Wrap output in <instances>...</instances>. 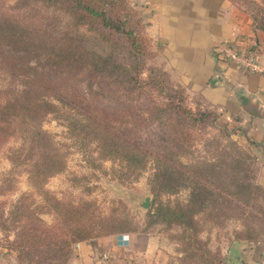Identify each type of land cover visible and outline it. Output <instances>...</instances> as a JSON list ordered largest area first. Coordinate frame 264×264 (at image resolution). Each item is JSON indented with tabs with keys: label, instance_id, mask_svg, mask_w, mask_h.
Returning <instances> with one entry per match:
<instances>
[{
	"label": "trees",
	"instance_id": "1",
	"mask_svg": "<svg viewBox=\"0 0 264 264\" xmlns=\"http://www.w3.org/2000/svg\"><path fill=\"white\" fill-rule=\"evenodd\" d=\"M23 1L17 0L18 3ZM27 1L50 7L52 15L62 12L66 20L59 23L56 32L50 36L31 29L28 24H20L21 19L0 17V145L18 128L28 147L27 144L19 147L12 152V156L22 158L21 162L30 161L31 178L40 182L62 170L65 164L63 154L57 151L58 147H52L54 141L50 134L39 127V122L48 114H54L63 119L68 134L80 147L93 143L99 159L125 160L126 175L139 171L151 159L155 171L149 184L155 202L158 200L153 214L167 225L179 224L183 227L180 237L183 239L184 258L221 264L222 258L198 246L194 236H186L193 228L196 214L203 212L208 203L226 199L220 191L216 192L221 169L203 162L189 167L180 160L184 144H179L176 147L179 152L172 155L162 151L172 148V138H166L171 146L155 145L153 139L143 138L140 131V127L150 123L167 126L172 131V116L178 120L174 125L181 127L184 123L190 127L192 122H204L216 112L199 107L194 111L185 105L187 95L184 88L168 81L167 74L155 67L152 68L153 76L148 78L152 84L148 80L138 81L140 71L136 69L133 84L124 89L133 96L127 97L123 88H119L122 93L117 95L116 108L112 110L104 102L105 94H101V91L107 90L106 86L95 82V79L110 77L108 89H114L112 85H121L124 69L115 60L111 61L115 63L111 68L108 54H96L83 44L86 33H80L79 26L85 24V20L92 24L98 21L103 30L116 34L119 48L124 43V36L130 35L133 53H139L137 43L146 44L147 41L137 29L141 24L138 10L133 7L134 10L129 11L124 1L117 2L116 10L117 0H106L99 5L91 0ZM229 1L243 6L255 27L264 33V0ZM83 81L85 90L80 87ZM146 88L150 90L147 100H144L141 96ZM153 92L164 94V97L160 98ZM175 132L182 140L187 137L186 134L182 136L181 128H176ZM234 152L235 155L227 154L225 157L230 159L227 166L232 174L235 177L238 175L237 181L232 180V185L237 187L236 192L249 198L256 191V195L264 191L254 180L255 172L250 176L248 167H244L248 156ZM188 182L192 183L193 190L185 202L177 201L171 206L160 201L161 192H174ZM227 194L232 197L231 200L227 198L226 203H232L234 192ZM69 212L66 209L64 214H60L62 223L58 217V221L50 227H44L40 220L38 228L28 223L22 225L24 232L16 235L13 244L20 263L25 260L27 264H66L71 244L115 232L107 217L94 220L82 208L80 217L74 219ZM27 217L24 214L16 221H25Z\"/></svg>",
	"mask_w": 264,
	"mask_h": 264
},
{
	"label": "rangeland",
	"instance_id": "2",
	"mask_svg": "<svg viewBox=\"0 0 264 264\" xmlns=\"http://www.w3.org/2000/svg\"><path fill=\"white\" fill-rule=\"evenodd\" d=\"M118 1L126 2L129 11L134 10L133 7L138 10L141 24L137 29L139 35L145 37L147 41L146 44L141 43L140 45L136 42L140 49L139 53H133L134 47L130 44V35L124 36L121 48L117 47L119 43L116 45V34L111 35L105 31L106 29L103 30L98 21L92 24L91 21L86 23L85 20V24H81L78 30L80 33H86L83 44L94 53L109 55L108 61L111 63V68L115 66V63L111 61L115 60L124 69V76L120 78L121 85H112L114 89H108L107 82L111 81L110 77L95 79V82L106 86L107 90L101 91V94H105L104 102L112 107V110L116 108L117 95L122 93L119 88L124 90L126 86L133 84L136 69L140 71L137 75L138 81L152 77L153 67L165 72L166 79L171 81L168 71L160 64L159 45L154 44L143 30L144 18L139 0H117L115 1L116 10ZM91 2L99 5L105 3L106 0H91ZM233 4L244 12L243 6L234 2ZM162 14L164 15V9ZM0 17L10 18V20L21 19L20 24H28L31 29L35 28L50 36L56 32L58 24L66 20L62 12L52 15L50 7L47 8L38 3L30 4L27 0L20 3L17 0H0ZM252 24L255 26L253 21ZM167 54L172 56V53ZM148 81L152 84V80ZM80 87L83 90L86 89L85 81L80 84ZM96 87L94 85L93 89L96 90ZM149 90V88L145 89L141 96L142 99L147 100ZM123 94L127 97L133 96L125 90ZM153 94L157 93L153 92ZM158 96L163 98L164 94ZM185 105L194 111L198 108L188 101ZM177 121L176 117L172 116V131L167 126L157 123L142 126L140 131L143 138L153 139L155 145L171 146L172 144V148L162 149L163 152L167 151L172 155L179 152L176 148L179 144H184L183 155L179 158L189 167H195L203 162L213 164L215 169L216 167L221 169L220 184L216 192L220 191L222 196L228 198L227 200H231L230 197H232L227 193L234 192L235 200H232V203H226L227 200L221 198L217 203H208L203 212L194 216L193 228L188 230L186 236H194L198 246H203L210 253L217 254L223 259L221 264H236L238 258L234 254L237 253L228 250L230 246L236 247L242 244L245 251L255 253L264 243V191L257 195L256 191L249 198L236 192L237 187L232 185V180L237 181L238 175L235 177L232 174L227 166L230 159L225 156L235 155L234 151L240 155H247L244 167L247 166L248 174L253 176L258 167L255 156L256 145L236 122L223 118L217 113L208 117L204 122H192L190 127H186L184 123L181 127L174 125ZM39 127L50 134L54 141L52 147H58L57 151L63 154L65 162L62 170L40 182L31 178L29 160L21 162L22 158L16 159L12 156V152L18 150L19 147L26 146V144L28 147V143L23 141L22 133L18 128L0 145V246L2 252L12 257L15 264H27L25 260H21L20 263L16 249L13 247L16 235L24 232L22 225L28 223L29 226L38 228L40 220L44 227H50L58 221V217L62 223L63 218L60 214H64L66 209L71 211L69 213L74 219H78L82 208L92 215L94 220H102L103 217L110 219L111 228L115 232L96 237L117 235L121 238L124 235L127 236V241L131 239L133 243L128 247L129 254L140 252L138 249L147 245L143 242L148 238L151 240L146 249L148 248L149 252L161 253L165 257L163 264L174 262L206 264L197 258H184L183 239L180 237L184 232L183 227L179 224L167 225L153 214L158 200L155 202L149 184V179L155 171L151 159L139 171L126 175L125 160L99 159L93 143L80 147L68 134L62 118L48 114L39 122ZM176 128L183 130V137L187 135L185 140H182L175 132ZM167 136L172 138L171 144L166 140ZM192 190L193 185L188 182V185L180 186L174 192H161L159 199L162 203L172 206L177 201L185 202ZM146 197L150 198V205L145 209L141 204ZM24 214L28 215L27 220L16 221ZM74 244H71L70 254ZM146 249L144 252H147Z\"/></svg>",
	"mask_w": 264,
	"mask_h": 264
},
{
	"label": "crops",
	"instance_id": "3",
	"mask_svg": "<svg viewBox=\"0 0 264 264\" xmlns=\"http://www.w3.org/2000/svg\"><path fill=\"white\" fill-rule=\"evenodd\" d=\"M139 3L143 30L159 45L160 64L168 71L172 83L184 88L191 105L233 120L253 140L258 165L254 180L264 188V74L242 72L215 54L220 43L264 42V33L229 0H139ZM149 240H144L147 245L136 254L127 252L133 241H122L117 235L80 241L72 247L66 264H163L165 257L161 253L146 249ZM1 248L0 264H15ZM228 250L237 253L236 264H264V243L255 253L245 251L242 244Z\"/></svg>",
	"mask_w": 264,
	"mask_h": 264
},
{
	"label": "built area",
	"instance_id": "4",
	"mask_svg": "<svg viewBox=\"0 0 264 264\" xmlns=\"http://www.w3.org/2000/svg\"><path fill=\"white\" fill-rule=\"evenodd\" d=\"M263 46L258 40H250L246 45L242 41L235 44L220 43L215 48V54L242 72L264 74ZM121 240H127V236H121Z\"/></svg>",
	"mask_w": 264,
	"mask_h": 264
},
{
	"label": "water",
	"instance_id": "5",
	"mask_svg": "<svg viewBox=\"0 0 264 264\" xmlns=\"http://www.w3.org/2000/svg\"><path fill=\"white\" fill-rule=\"evenodd\" d=\"M149 205H150V198L149 197H146L144 199V201L142 202L141 206L146 209V208L149 207Z\"/></svg>",
	"mask_w": 264,
	"mask_h": 264
}]
</instances>
